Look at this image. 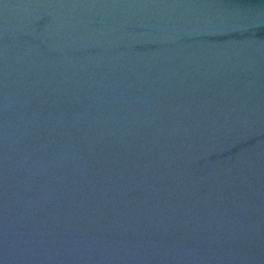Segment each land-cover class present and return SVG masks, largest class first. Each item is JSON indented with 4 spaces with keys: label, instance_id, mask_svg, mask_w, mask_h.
<instances>
[{
    "label": "water",
    "instance_id": "water-1",
    "mask_svg": "<svg viewBox=\"0 0 264 264\" xmlns=\"http://www.w3.org/2000/svg\"><path fill=\"white\" fill-rule=\"evenodd\" d=\"M0 264H264V0H0Z\"/></svg>",
    "mask_w": 264,
    "mask_h": 264
}]
</instances>
